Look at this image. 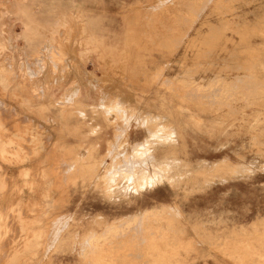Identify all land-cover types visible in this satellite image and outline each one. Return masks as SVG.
I'll return each instance as SVG.
<instances>
[{
	"label": "rangeland",
	"instance_id": "374dc122",
	"mask_svg": "<svg viewBox=\"0 0 264 264\" xmlns=\"http://www.w3.org/2000/svg\"><path fill=\"white\" fill-rule=\"evenodd\" d=\"M155 115L170 183L101 188ZM36 216L24 264H264V0H0V264Z\"/></svg>",
	"mask_w": 264,
	"mask_h": 264
},
{
	"label": "bare ground",
	"instance_id": "6f19581e",
	"mask_svg": "<svg viewBox=\"0 0 264 264\" xmlns=\"http://www.w3.org/2000/svg\"><path fill=\"white\" fill-rule=\"evenodd\" d=\"M101 28H99V29H101ZM94 33L97 34L98 32H93V34ZM96 36H98V35H96ZM26 105H27V103H26ZM114 105L116 106V104H114ZM155 116H157V117H154V118H156L155 120H159V121H161V123H159L158 125H156L155 128L148 130V135H142V133H135V135H134L135 142L133 143L132 148L131 149H128V151H127L126 154H124V152L121 153L122 155L120 153H118V154L116 153L117 155L115 156L116 159H114L113 166L111 165L112 163L110 162L113 158L110 161L108 159V161L110 162V166H111V170L110 171L108 170V172H109L108 174H110L112 172L110 175L111 176L113 174H115V175L113 177H111V176L105 174L106 173V169H110V168H106L104 174L107 175V176H109L110 178H104L106 180L105 183L106 182L107 183L103 187L101 186V188H106V189H110V190H113V189L115 190L117 188L118 191H122L124 194L129 195V193L130 194H132V193L137 194V193H140L141 191H143L145 189L153 188V187H156V186L158 187V186H160L162 184L164 185L165 183H167V184L170 183L171 178L168 175L176 168L177 161L175 159H173L174 161L173 160H170L169 154L164 155L162 153V151H163V148H165V147L166 148L167 147L168 148H175L176 146H178V144H180L179 136H178L179 130H177L176 127L173 126V123H170L169 124L168 122H165L166 120L163 119L162 116H160V115H155ZM147 118H144V120H146ZM162 119L165 120V121H162ZM146 121H148V120H146ZM118 150H120V148ZM109 154H110V152H109ZM105 160L107 161V158ZM191 162H193V161H191ZM207 162L208 161L205 158H201L200 159V162L198 163V166L197 167L200 168V167H202L201 165L206 164ZM225 162H227V161H222V163H225ZM219 163L220 162H218V163L217 162H214V164H212V165H213V167H215V165H218ZM191 170H192V167H191ZM188 171H189V168H187L186 175L190 173ZM197 174H198V172H197ZM105 175H103V176H105ZM195 175H193V176H195ZM198 175H200V174H198ZM187 178H188L187 176L182 175L181 178L179 179V181L180 180L183 181V180H185ZM195 180L196 179H193V181H195ZM197 180H199V179H197ZM195 185H197V184H195ZM56 186L54 188H56ZM58 189L59 188H57V190ZM52 190H54V189H52ZM163 191H166V189H163ZM50 196H52V195H50ZM167 196H169L170 198L172 197V195L169 194V193H168ZM60 200H61V198H60ZM62 203H64V202H62ZM65 203H66V201H65ZM22 204H23L22 202H19L17 204L18 205L17 207H20ZM53 204L55 205V203H53ZM35 207L36 208L37 207L40 208V205H37ZM36 208L32 209V211L35 212L36 211ZM41 208H43V211H45V213H44L45 215H47L49 213L50 208H51V204H50V201H49L48 193L47 194H44V196H43V207H41ZM153 208L148 209L144 213H141V214H137L136 213V214H132L131 216L128 215V218L126 220H123V222H120V223L121 224H125L129 220L130 221L139 220V219H141L143 217V215L145 216V214L151 213V211L153 210ZM62 211H63V208H62L61 212ZM174 213H176V212H174ZM55 215H57V213ZM53 217H55V216H53ZM18 220L22 224L21 225V231L24 233L25 230H26V226L22 222V218L21 217H18ZM118 220H121V219H118ZM46 221L44 222V224L46 223ZM32 224H33V231L34 232L31 235L29 233H27V235L25 237L28 238V240L25 242L24 247L22 249L15 250V252L13 253V256L10 258V260H9V262L7 264H24L25 263L24 256L27 253L32 254V255H36L38 253V250H39V238L42 236V234H44V231H42V228H41V226H43V225H41V218L39 216L34 217L32 219ZM180 231H182V230H180ZM141 234H143V233H141ZM45 242H47V240ZM45 247H47V246L45 245ZM137 256H139V255H137ZM139 258H137V261L139 260ZM31 263L32 262H30V264Z\"/></svg>",
	"mask_w": 264,
	"mask_h": 264
}]
</instances>
